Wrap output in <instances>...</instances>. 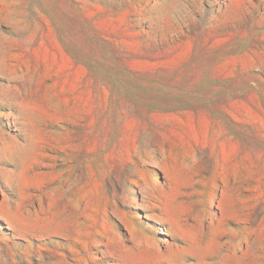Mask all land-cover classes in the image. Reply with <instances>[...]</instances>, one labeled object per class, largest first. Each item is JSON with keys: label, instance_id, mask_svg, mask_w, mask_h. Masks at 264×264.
Segmentation results:
<instances>
[{"label": "rangeland", "instance_id": "rangeland-1", "mask_svg": "<svg viewBox=\"0 0 264 264\" xmlns=\"http://www.w3.org/2000/svg\"><path fill=\"white\" fill-rule=\"evenodd\" d=\"M0 264H264V0H0Z\"/></svg>", "mask_w": 264, "mask_h": 264}]
</instances>
